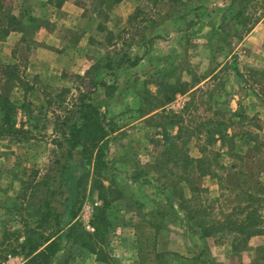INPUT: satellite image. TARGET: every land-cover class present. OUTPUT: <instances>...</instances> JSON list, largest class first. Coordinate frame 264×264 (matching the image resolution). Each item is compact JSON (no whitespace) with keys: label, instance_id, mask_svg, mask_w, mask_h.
Segmentation results:
<instances>
[{"label":"rangeland","instance_id":"1","mask_svg":"<svg viewBox=\"0 0 264 264\" xmlns=\"http://www.w3.org/2000/svg\"><path fill=\"white\" fill-rule=\"evenodd\" d=\"M134 1L136 2L134 13L139 12V17L133 22L127 20L126 23L116 25L113 35L103 33V37L98 40V42L101 41L102 46H98L97 49L71 51L68 56L72 55L73 59L77 55L88 57L91 61L88 64H84L82 61L83 65H79L78 63L81 61L77 60L73 71L66 69V72L61 74L60 80L64 82H58L59 84L46 83L44 79L40 78V74L48 75L46 66L41 71L28 66L29 56L32 52L28 53L27 51L31 50L35 42H33V36L38 28L35 24L25 26L26 40L23 44L6 46L1 44L4 39L0 40V93L8 96L14 105L11 125L3 122L0 112V174L4 168H8L12 164L7 159L2 160L1 154L6 155V152H11L12 149L10 145H5L4 139L21 140V143H24L19 151L22 157L19 158L18 163H15L16 166L18 164V171L15 169L13 172L30 174L24 185L26 191L31 190V194L25 196L26 205L30 208L32 203L37 207V197H33L32 194L38 182L49 172L58 151L52 144V141L58 136L52 126L56 124L57 118L64 114L63 107L70 106L77 98L82 80L93 64L107 63L108 58L113 57L115 47H121L124 39L133 36L136 31L146 28L148 38H154L148 43V46H139L135 51L132 49L133 54L143 61L141 66L132 70L129 68V70L117 71L115 73V90L112 95H108L104 89H100L93 97L94 103L100 107L106 117V122L113 129V133H116L111 135L108 147V158L116 170V175L105 169L104 177L101 176L100 180L106 186L114 184V182L116 185L118 183L119 188L121 187V190L128 196L127 200L119 201L114 207V212L112 211L114 213L112 214L113 226L108 239L110 241V238L114 237L113 231H116V228H118L117 232H120V236L127 235L129 233L127 228L123 231L119 230L122 227L120 221L129 219L133 214L139 216L136 218V226H138L136 232L139 233L140 246L142 245L146 252L143 253V256L148 260H153L154 264H264V250H258V248L264 247V243L252 240L255 237L250 239L247 247H239L237 251H234L232 247L235 238L233 235L225 239L218 237L216 242L213 237H210L208 241H203L200 234L195 233H190L183 239L181 229L173 226L176 216L169 198V195L173 194L172 180H177L178 177L175 174L164 177L167 176L164 174L165 172L157 170L155 167L161 152L169 148L172 142L182 144L180 140H176L180 125L175 124V121L182 119L181 127L186 132L181 141L188 135H192L185 145V151L191 158L198 155L200 150H206L204 156L213 159L212 145L215 136L221 138L226 134V129L222 128L223 125L217 124L224 120L221 115L222 108L218 107V103H221L223 99L212 100L214 92L224 91L225 85L222 81L211 88L213 86L211 79L208 87L188 94L187 92L191 90L189 88L187 92L175 95L172 101L163 103L164 84H172L174 88H179L181 82H185L193 87L199 77H208L209 71L216 64V59L227 58L229 52L220 50L216 42L217 37L213 33L214 27L220 25L222 20V18L219 19V16L216 18L214 15L216 12H222L213 11L215 5L207 4L203 0H187L185 1L187 6L184 19L175 18L164 21V14L169 10V4L164 0ZM95 7L97 10L101 9L98 3L95 4ZM105 8L107 11L111 9L108 6ZM224 9L229 12V8ZM6 11H10V8L8 7ZM211 11L213 13H210ZM247 12L249 16H253V19H256L258 14L263 16L264 0H251ZM250 21L252 22V18ZM177 30L185 31L184 35L174 36L169 33H175ZM55 53V50L40 52L45 63ZM30 63L32 64V62ZM82 70H85L83 75H81ZM3 71L5 74L2 75ZM51 76L54 77L56 74ZM106 79L111 80L110 77H106ZM262 79H264V75ZM17 80H21V82L18 83ZM62 89H67V92L62 94ZM60 95H64L65 102L62 103ZM178 96H184L187 99L186 105L176 113L168 111L166 107ZM215 107L219 109H214ZM144 112H148V115L142 117ZM212 128L215 129L212 130ZM234 164H236L238 172L249 175L247 177L250 178L252 191L263 199L259 212L264 219V174L257 178L256 168L258 165L256 162L250 165L249 161H243L236 157ZM77 172L79 171L77 170ZM118 172L128 173L134 179H140L141 184L135 182L132 185H126L124 179L122 178V180L118 176ZM215 173L224 175L226 171L215 170ZM227 174H233V172ZM209 177L198 178L196 176L194 182L207 190L202 194V203L213 205L215 213L222 217V214L238 205L239 197L237 195L239 192L228 193L221 188L223 185H220L215 177ZM128 181L131 183V180L128 179ZM182 184L185 190L183 198L193 196L189 188L184 183ZM224 185L229 186L230 183L225 182ZM230 186L234 188V185ZM89 191V194L79 205L80 210L88 198L90 200L92 196L98 198L95 191ZM1 198L2 196H0V219L2 218ZM174 198H176L174 205L178 204V198ZM18 202L22 203V200H18ZM199 205L200 200L198 202V199L192 203L196 209L199 208ZM15 210L20 216L23 215L17 208H14V212ZM152 212L155 215H152ZM21 217L23 218V216ZM153 221L163 224V229L160 232L162 243L159 246L169 254L163 258L155 257L153 251V244L157 240L154 237L156 231L148 224ZM20 225H17L16 222V225L10 227L8 231L0 226V264H17L13 259L17 257L18 253L13 254L12 252L18 245ZM189 227L187 226V228ZM171 236L174 238L172 239L174 244L186 247L188 250L186 256L185 254L175 256L174 254L178 253L165 251L168 242L172 241L170 240ZM199 238L201 239L199 240ZM106 245L103 248L106 251L110 250L111 247H106ZM113 245H116V242ZM73 248L74 251L83 250L79 245H73ZM19 253H21V256L18 255L19 258L24 257L23 254L26 256L25 252ZM137 262L139 263L141 260Z\"/></svg>","mask_w":264,"mask_h":264},{"label":"trees","instance_id":"2","mask_svg":"<svg viewBox=\"0 0 264 264\" xmlns=\"http://www.w3.org/2000/svg\"><path fill=\"white\" fill-rule=\"evenodd\" d=\"M65 1L51 0V3L61 7ZM119 1L113 0L111 3H107L106 0H97L96 4L98 3L101 9L97 10L96 8V10L105 18V6L110 8ZM164 1L169 4V10L164 14V21L185 18L187 4L184 0ZM250 2L251 0H233L229 7L232 14L229 18L222 17L215 36L217 37L216 42L223 41L226 49H230L235 39H240L242 34L249 29L250 18L245 16V13L248 11ZM178 4L180 6H177ZM139 15V12L134 13L129 22L135 21ZM29 21L30 24L35 23L32 19ZM17 26V19L11 13H4L3 17L0 16V40L5 39L8 33ZM152 38H148L146 28H144L124 39L121 47L114 48L113 57L108 58L107 63L99 62L91 66L82 80L77 98L70 106L63 107L64 114L59 116L56 121L55 133H58V136L53 143L58 151L49 172L38 182L32 194L33 197H37L38 215L33 216L31 225L26 227L25 242L20 249L21 252L26 253L27 261L24 264H52L57 253L64 248L63 240H66V245L72 243L92 253L107 254L103 246L107 244L108 235L113 226L114 205L121 200H127L128 196L121 190V187L119 188L118 183L116 185L114 182V184L106 186L100 180L101 176L104 177L105 169L116 175V170L108 158V147L113 129L106 122V117L100 107L94 103L93 97L100 89H104L108 95H112L115 90V73L123 68L137 66L141 61V58L133 54V47L139 45L146 47ZM106 77H110L111 80H107ZM180 85L179 88H174L172 84H164V104L172 101L177 93H185L189 88H192V85L185 82H181ZM66 92L67 89H62V94ZM59 97L62 98V103L65 102L64 95ZM0 105L3 122L11 125L14 105L8 96L1 93ZM147 115L148 112L142 113V117ZM181 122L182 119L175 121V124L180 125L176 140H180L182 144L172 142L169 148L161 152L155 164L157 170L165 172L164 174L167 176L164 177H170L173 174L178 177L177 180H172L173 197L169 195L170 204L174 205L176 200L174 197L178 198V209L202 238L213 237L218 240V237L225 239L233 235L235 237L232 244L234 251L239 250V247H247L251 238L264 235V219L259 212L263 199L252 191L248 174L238 171L233 174H214L215 170L225 171V167L218 162L215 153L212 154L213 159L207 156H202L199 159L191 158L185 151V145L192 135H188L184 139L185 141H181L186 135L181 127ZM224 137L225 135L221 137V140H225ZM246 137L252 138L254 142L259 139L257 134H247ZM201 151L203 154L206 152V150ZM238 158L241 160L240 157ZM74 166L76 168H73ZM126 175L132 184L135 182L141 184L140 179H134L128 173ZM260 175L258 174L257 178ZM196 176L198 178L215 177L220 185H223V187L221 186L223 190L228 193L239 192L237 195L240 199H238V205L233 206L228 212H222L224 213L222 217L218 216L213 205L202 203V194L207 190L194 182ZM225 182L234 185V188L230 185L225 186ZM182 183L189 188L193 196L183 198L185 190ZM88 186L90 190L97 193L98 199L102 202L92 220L93 232L86 231L78 221L73 222L80 210L79 205L87 196ZM197 199L198 202L200 200L198 209L192 206V203ZM152 213L155 215L154 212ZM66 215L67 218L62 223V219ZM148 224L156 231L154 237L163 227L162 223L158 224L154 221ZM137 229L138 226H136ZM137 235L139 237V233ZM153 246L155 257L163 258L169 255L168 253H164V255L158 253L155 242ZM258 250H264V247L258 248ZM12 253H18L16 248ZM143 253L146 252L141 245L139 247L140 264H154L153 260L144 258ZM174 255L179 256V254Z\"/></svg>","mask_w":264,"mask_h":264},{"label":"crops","instance_id":"3","mask_svg":"<svg viewBox=\"0 0 264 264\" xmlns=\"http://www.w3.org/2000/svg\"><path fill=\"white\" fill-rule=\"evenodd\" d=\"M95 1L96 0H66L61 7H57L54 3H51V0H0V6L2 7L0 9V16L3 17L4 13H11L18 22L17 28L12 29L4 41H1V44L6 46H18L23 44L24 40H26L25 26L30 24L29 20H34V24L38 28H36L33 36V42H35L31 50L27 51L28 53L32 52L29 56L28 66L38 71H41L44 66H46L48 75L40 74V78L44 79L46 83L56 84L58 82H64L60 80L61 74L66 72V69L73 71L77 60L80 59L81 61L78 63L79 65H83L82 61H84V64H88V62L91 61L88 57L84 58L77 55L73 59L72 55L68 56V54L71 51L78 52L81 49H97L98 46H102L101 41L98 42V40L103 37V33L113 35L112 33L116 31V25L126 23L127 20H130L136 9V2L134 0H120L110 7L111 9L109 11L106 10V17L103 18L96 10ZM106 1L107 3H111L113 0ZM203 2L215 5L213 11L222 12H216L217 14L215 13L214 15L216 18L217 16H219V19L223 16L229 18L230 14H232L230 10L226 12L224 8H229L233 0H203ZM8 4H10V6H8ZM8 7L10 11H6ZM213 11L210 13H213ZM246 15L250 20L252 18V22L250 21V25H248L249 29L242 34L240 39H235L230 49H226L223 42L217 43L220 50L229 52L227 58L224 60L216 59V64L212 67L211 71H209L208 77H199L198 82L187 92L188 94L193 92L196 93V91L208 87L211 79L213 80H211L213 85L211 88L217 86V83H221V81L224 82V91L214 92L212 94V100L219 98L223 99L221 103H218V107L222 108L221 115L224 120L217 124L223 125L222 128L226 129V139L221 140V138L216 135L212 146L214 149L213 154L215 153L214 155H217L218 162L225 167L226 174L235 173L237 171V166L234 164V158L236 157H240L243 161H249L250 165L256 162V165H258L256 168L257 174H264V79H262L264 75V15L261 16L258 14L256 19H253V16H249L247 11L245 13V16ZM218 27L219 24L214 27V34L217 32L216 30ZM184 32L185 31L179 32L177 30L175 33H169L174 36H180L184 35ZM139 46L143 47V45ZM139 46L133 47V50L135 51ZM42 49L50 51L55 50L56 52L52 54L47 63L41 58L40 52L43 51ZM35 52H37V54H35ZM30 62H32V64ZM142 63L143 61L137 66L129 68L132 70L135 67L141 66ZM129 68L123 69L129 70ZM123 69L120 70L123 71ZM84 72L85 70H82L81 75H83ZM1 74L3 75L4 73L1 72ZM52 74H56V76L53 77L51 76ZM2 75L1 77H4ZM17 82L19 83L21 80H17ZM214 109L219 108L215 107ZM55 126L56 124L52 126L53 131L55 130ZM214 129L215 128H212V130ZM247 134H257L259 136L258 141L254 142L252 138H247ZM4 140V142H6L5 145H10L12 149L11 152H6V155L1 154L3 157L2 160L7 159V161H11L12 164L8 168H4V170H6H3L2 174H0V196H2V218L0 219V226L8 231L10 227L16 225V222L17 225L21 223L19 227L20 237L16 248L18 254L13 260H15L17 264H24L27 261L25 254H23L24 257H21L22 259L19 258L18 255L21 256L19 252H21V246L25 242L26 227L27 225H31L30 222L32 217L38 215V206L36 207V205L31 203V207L29 208L26 205L27 199L25 196L30 195L31 190L26 191L24 185L30 174H23V172L21 174H16L13 172L18 168V164L16 166L15 163H18L17 161L22 157L19 151L22 149V146H24V143L14 138ZM53 143L54 140L52 141V144ZM202 156H204V154L200 150L198 155L192 158L199 159ZM234 165L235 167H232ZM118 176L121 177L120 179H124L126 185H132V182L130 183V181H128V175H126V173L120 172ZM89 190L90 188L88 186L86 195L89 194ZM95 197L96 196H92V198ZM18 200H22V203H19ZM14 208H17V210L23 214L21 216H23L24 220L16 210L14 212ZM172 208L175 210L176 216V219L173 220V226L181 229L183 239L190 233L198 234L192 225L185 219L184 214L180 212L177 204L173 205ZM137 217L139 216L132 214L129 219L123 221L119 220L120 226L122 225L119 230L123 231L127 228L129 233L120 236V232H117L118 228H116L117 230L113 231L114 237L110 238V241L109 239L107 240L106 247H111V249L107 251L104 249L107 254H96L86 249L74 251V244L69 243L66 245V240H63L62 244L64 248L57 253L52 264H137V261H140V241L136 232ZM66 218L67 215L63 217L62 223L63 221L65 222ZM75 220L76 219H74L73 222ZM187 226L190 227L187 228ZM162 229L156 235L157 240L155 242L156 251L164 255V248H160L159 246L160 243H162V241H160V232ZM172 239H174L173 236L170 237V240ZM200 239L201 238H199V240ZM208 239L209 238H203L201 240L208 241ZM214 240L215 242L217 241L215 238ZM252 240H258L260 243H264V236L255 237ZM115 242L116 245H113ZM112 247L115 249L113 250ZM116 247L119 249H116ZM165 251L178 253L181 256L184 254L186 256L188 252L186 247L177 246L173 243V240L168 242V247ZM138 264H140V262Z\"/></svg>","mask_w":264,"mask_h":264},{"label":"built area","instance_id":"4","mask_svg":"<svg viewBox=\"0 0 264 264\" xmlns=\"http://www.w3.org/2000/svg\"><path fill=\"white\" fill-rule=\"evenodd\" d=\"M187 103V99L184 96H178L173 102H171L166 108L170 112H178L179 110H182L184 106ZM102 205V202L98 198H92L91 200L88 198L78 216H77V221H79L83 227L87 231H92L93 232V226H92V220L94 217V214L97 210Z\"/></svg>","mask_w":264,"mask_h":264}]
</instances>
